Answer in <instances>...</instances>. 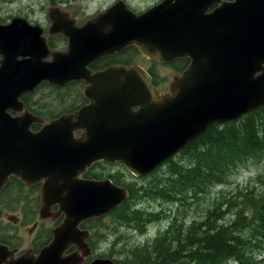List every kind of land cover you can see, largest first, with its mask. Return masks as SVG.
I'll use <instances>...</instances> for the list:
<instances>
[{
    "label": "water",
    "instance_id": "obj_1",
    "mask_svg": "<svg viewBox=\"0 0 264 264\" xmlns=\"http://www.w3.org/2000/svg\"><path fill=\"white\" fill-rule=\"evenodd\" d=\"M48 18V35H62L65 51L51 50L43 30L24 18L0 24V188L10 174L27 185L43 182L41 217L58 204L64 219L36 260L8 262L0 246V264H83L89 232L79 225L128 199L108 180L79 179L88 167L121 162L134 177L146 176L208 128L264 108V0H161L140 14L118 1L81 26L57 8ZM131 46L159 64L189 65L165 95L138 65L90 69ZM43 82H81L87 104L32 134L29 126L43 121L23 110L20 97ZM40 162L54 169L43 180L32 177ZM88 264L116 263L97 257Z\"/></svg>",
    "mask_w": 264,
    "mask_h": 264
},
{
    "label": "trees",
    "instance_id": "obj_2",
    "mask_svg": "<svg viewBox=\"0 0 264 264\" xmlns=\"http://www.w3.org/2000/svg\"><path fill=\"white\" fill-rule=\"evenodd\" d=\"M55 43L53 37L49 38L50 49ZM133 50L104 57L90 68L101 70L113 62L122 64L117 56ZM182 63L178 60L171 65L177 70ZM152 72L149 70L156 84ZM70 87L73 89L67 98L85 101L80 82L61 88L44 84L39 91L46 89L54 103V93ZM66 101L63 98L60 102ZM50 114L54 119L60 116L55 117L53 106ZM249 162L264 166V108L238 121L210 127L168 160L164 170L144 177L137 189L126 186L128 199L109 214L110 222L102 224V233L101 225L93 226L96 232L90 246L97 255L88 260L99 256L113 258L116 264H264V171L246 188L236 187L210 197L211 190L227 185L234 172ZM150 201H158L159 213L146 210L143 204ZM174 212L176 216H170ZM162 223L166 225L161 227ZM155 225L156 234L151 236L149 231ZM106 227L109 236L104 234ZM130 232L140 235V243L130 242ZM244 233L250 237L245 238ZM108 245L110 248L100 252Z\"/></svg>",
    "mask_w": 264,
    "mask_h": 264
},
{
    "label": "flooded vegetation",
    "instance_id": "obj_3",
    "mask_svg": "<svg viewBox=\"0 0 264 264\" xmlns=\"http://www.w3.org/2000/svg\"><path fill=\"white\" fill-rule=\"evenodd\" d=\"M120 60L123 61L122 65L129 66L134 64H128L131 59L122 57L120 58ZM180 60L183 61V63L175 71L177 75H181L189 65L188 59ZM113 63L104 66V68L113 65ZM172 63L174 64L175 61ZM115 64L119 63L117 62ZM91 70L97 71L96 69ZM44 84L47 83L40 84L37 88H35L34 91L26 93L20 97V101L23 103V110H27L34 117H37L43 121L40 124H32L29 126V131L32 134L39 133L48 122L54 120V117L50 114L53 106V101L52 95H50L49 92H47L48 96L45 99V103H42L40 101H32L34 100L33 97L38 94L40 87ZM154 85L159 88V90L161 91V95L167 94L163 91V89H161L160 84L156 83ZM83 86L84 85L82 83V87ZM26 96H30L27 102L24 101V98H26ZM86 104V100L80 102V104L74 108L75 110L73 109L68 114L75 112ZM12 116L16 115L12 114ZM79 136H81V132H76L75 137ZM20 151L22 150L20 149ZM18 165L20 167V170L28 168V166L26 165ZM165 166L166 164L164 162L157 169L161 172L165 168ZM52 173H54V169L51 165H49L48 162H40L36 165V172L32 175V177L40 178L43 180ZM148 175L144 177H147ZM144 177H134L123 167V164L121 162L107 163L104 161H99L88 167L85 172L79 176V179L98 182L108 180L112 185L125 188L128 191L126 186H129L131 189H137V187L140 186V181ZM42 185L43 182H36L29 185L24 184L13 174H10L8 180L0 188V246L6 249L8 253L7 255H11L6 257V261L8 262L11 259H16L23 255H28L32 259L36 260L40 255V252L51 244L54 239V230L62 223L64 219L63 214L59 212L58 204L50 205L47 209V216L43 218L41 217ZM152 204H155V202L150 203L148 207ZM111 212L99 219H90L79 225L80 230H87L89 232V238L86 240V243L88 244L90 249L89 257H91V255L96 252V250H94L93 252L92 247L90 246V243L92 242L93 231H96V229L93 226H87L86 223L91 220L104 221L105 219H109V214ZM102 227L103 226H101L99 232H101ZM108 232L109 231L106 227V229H104V234H106V236H109ZM75 251L76 247H70L62 256L69 255L70 253H73ZM89 257H86L82 263L88 264L93 259L91 258L90 260H88ZM6 261L2 262V264H7ZM49 263L50 262L48 260L46 264ZM25 264H30V260L26 261Z\"/></svg>",
    "mask_w": 264,
    "mask_h": 264
},
{
    "label": "rangeland",
    "instance_id": "obj_4",
    "mask_svg": "<svg viewBox=\"0 0 264 264\" xmlns=\"http://www.w3.org/2000/svg\"><path fill=\"white\" fill-rule=\"evenodd\" d=\"M118 1H123L128 8H130L133 12H143L146 9L154 6L157 4L160 0H0V24H7L10 22V20L13 17H21L26 19L30 24H38L43 29V36L46 37L48 40L49 38H54L55 48L51 50L55 51H65L67 47V40L59 35H53L48 36L47 31L48 28L51 25V21L48 18V13L51 9H59L60 12L68 14V17L74 21H76V24L78 26L82 25L86 21L92 19L95 15L105 11L110 6L114 5ZM62 38L64 41H59V39ZM58 41V42H57ZM120 55V53L118 54ZM119 58H126L131 59L130 62L135 63L139 66H141L146 71L152 70L156 75V81L157 84H160L161 89L165 93L168 92L169 85L173 81L174 75H177L175 73L176 69L172 65H164V64H158L154 63L150 60H148L145 57H141L138 53H135V51L128 52L125 55L117 56ZM65 87V86H64ZM73 89L70 88H64L61 89L60 92H55L53 98V111L55 114V117L62 112H68L74 107H77L80 103L78 100L73 101L71 98H67L70 94V90ZM78 90V89H77ZM43 94V95H42ZM48 94L46 89L38 91V94L35 95L33 98L35 102H42L45 103V99L47 98ZM63 98H66L67 101L65 104H62L60 101L63 100ZM73 101V102H72ZM165 169V168H164ZM163 169V170H164ZM264 171V166L260 164H253L252 162H249L246 164V166H242L239 170L234 172V174L230 177L227 185L223 187H217L210 192V197L214 193H216L218 196L222 192H227L230 190L235 189L236 187L240 188H246L248 186V183H250L251 180H253L258 173H261ZM142 181V180H141ZM140 181V182H141ZM153 202H145L143 205L145 206L146 210L148 212L153 213H159L161 210L158 201H155V204H152L148 207V205ZM168 213H165L167 215ZM175 217L176 212H174L173 215H170ZM185 218L182 220L184 222ZM110 222L109 219H105L104 221H88L86 223L87 226H103V223ZM99 224V225H95ZM166 223H162L161 227L165 226ZM156 225L150 229L149 233L151 236L156 234ZM101 228V227H100ZM96 231L94 230L93 233ZM139 232V231H138ZM102 233V232H100ZM126 235V234H124ZM130 236V242L134 240L137 243H140V235L135 234L134 232L129 233ZM225 236L228 237L226 234ZM245 238L250 237L249 233H244L243 235ZM144 240V239H143ZM109 241V239H108ZM110 248V246L103 247V250L100 252H104V250ZM97 252H94L93 255H96ZM99 256H95L94 258H97ZM260 256L257 257L256 260H259ZM183 260V259H181Z\"/></svg>",
    "mask_w": 264,
    "mask_h": 264
},
{
    "label": "bare ground",
    "instance_id": "obj_5",
    "mask_svg": "<svg viewBox=\"0 0 264 264\" xmlns=\"http://www.w3.org/2000/svg\"><path fill=\"white\" fill-rule=\"evenodd\" d=\"M165 210V209H164Z\"/></svg>",
    "mask_w": 264,
    "mask_h": 264
}]
</instances>
